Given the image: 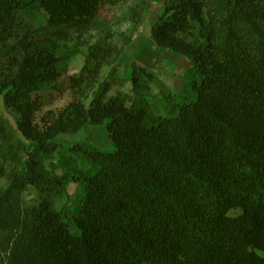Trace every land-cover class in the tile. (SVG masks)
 Here are the masks:
<instances>
[{
	"label": "trees",
	"instance_id": "16d2710c",
	"mask_svg": "<svg viewBox=\"0 0 264 264\" xmlns=\"http://www.w3.org/2000/svg\"><path fill=\"white\" fill-rule=\"evenodd\" d=\"M126 1L0 0V46L16 38L0 95L17 116L15 129L0 116V264H264V0H163L150 39L189 62L180 90L133 64L130 93L107 96V82L36 123L60 41ZM35 11L46 25L17 33ZM108 38L69 77L76 94L117 56ZM86 125L113 149L55 141ZM69 184L78 202L56 210ZM29 187L39 202L23 209Z\"/></svg>",
	"mask_w": 264,
	"mask_h": 264
},
{
	"label": "rangeland",
	"instance_id": "374dc122",
	"mask_svg": "<svg viewBox=\"0 0 264 264\" xmlns=\"http://www.w3.org/2000/svg\"><path fill=\"white\" fill-rule=\"evenodd\" d=\"M139 6L140 15L132 18L130 10ZM162 8L163 0H128L102 10L95 29L83 34L69 32L67 37L60 41L61 49L58 51V56L62 57L59 63L61 77L52 88L36 94L43 105L36 114V123L40 125V118L47 113L52 117L56 116L73 99H79L88 106L94 95L100 92L102 85L107 82L111 84L107 96L130 93L129 78L133 64L146 67L156 73L157 80L161 84L163 83L169 91L180 90L188 80L189 62L183 56L157 48L150 39L151 27L162 13ZM45 19L42 11H35L27 18H19L16 32L22 33L26 29L42 28L46 25ZM104 37H109L107 42L116 49L117 56H114L112 62L103 66L99 76L92 84L82 87L76 94L70 88L69 77L77 75L81 70L88 47L103 41ZM15 39L12 36L4 45L0 46V81L7 73L8 59L16 55ZM75 45H78L77 52L69 59H65L66 49ZM113 67L115 75L112 78ZM150 90L153 95L158 92L155 84L151 85ZM0 116L12 128H16L17 116L4 106L1 95ZM55 141L66 144L89 143L104 151L113 149L105 126L86 125L76 134L58 135ZM5 186L6 181L0 180V192ZM81 193L78 186L69 184L62 199L52 198L54 208L60 210L63 206L75 207ZM21 200L23 209L31 208L39 202L38 194L31 187L22 194ZM234 214L236 213H231V215ZM1 260H3V256Z\"/></svg>",
	"mask_w": 264,
	"mask_h": 264
}]
</instances>
